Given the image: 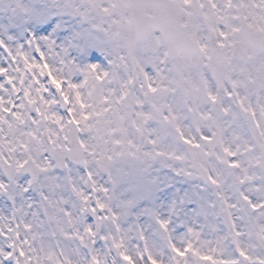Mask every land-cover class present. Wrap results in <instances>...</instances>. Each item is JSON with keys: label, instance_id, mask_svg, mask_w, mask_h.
<instances>
[{"label": "snow or ice", "instance_id": "snow-or-ice-1", "mask_svg": "<svg viewBox=\"0 0 264 264\" xmlns=\"http://www.w3.org/2000/svg\"><path fill=\"white\" fill-rule=\"evenodd\" d=\"M0 264H264V0H0Z\"/></svg>", "mask_w": 264, "mask_h": 264}]
</instances>
